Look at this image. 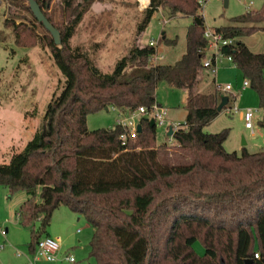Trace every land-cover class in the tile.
Here are the masks:
<instances>
[{"label":"trees","instance_id":"obj_1","mask_svg":"<svg viewBox=\"0 0 264 264\" xmlns=\"http://www.w3.org/2000/svg\"><path fill=\"white\" fill-rule=\"evenodd\" d=\"M36 1L60 31V45L50 33L46 45L64 83L52 94L32 138L0 163V185L9 196L26 192L18 220L29 230V249L34 252L48 235L53 211L64 205L92 226L89 257L95 264H244L248 258L264 264V148L227 151L229 128L203 130L221 112L222 94L217 86L212 92L199 90L206 42L199 0H150L135 42L111 72H103L88 51L70 43L94 0H59L60 18L48 10L52 0ZM8 2L3 24L12 28L17 45H35L33 39L24 40L27 29L17 22L24 12L38 21L28 0ZM159 8L171 17H192L186 50L172 64H154V47L136 42ZM230 21L215 28L234 38L264 30V0ZM223 51L264 107V51L254 52L241 40ZM161 81L186 90L185 120L173 132L174 143L156 144V126L148 115L126 144L118 125L87 127L88 114L107 107L123 113L151 108ZM197 241L203 254L194 248Z\"/></svg>","mask_w":264,"mask_h":264},{"label":"rangeland","instance_id":"obj_2","mask_svg":"<svg viewBox=\"0 0 264 264\" xmlns=\"http://www.w3.org/2000/svg\"><path fill=\"white\" fill-rule=\"evenodd\" d=\"M199 13L203 17L204 27H218L230 23V18L247 11L250 0H203ZM250 9L261 6L262 0H252ZM150 0H94L91 8L84 14L71 38L72 46L88 51L94 63L103 71L111 72L116 61L126 55L137 37V26L143 18V12ZM146 6V7H144ZM48 10L55 18H60L59 0H52ZM192 18V17H191ZM190 16L177 14L169 16L166 8H159L152 16L138 44H147L150 40L159 41L158 51L164 55L161 62L175 63L186 50V29L192 22ZM5 13L0 11V163H7L13 152L21 151L32 138L40 125L45 107L54 92L61 90L64 77L56 66L50 49L46 45L49 32L33 20L32 14L24 12L18 23L23 22L27 32L24 40H34L33 46H20L15 43L12 28L3 24ZM164 20H167L165 23ZM163 34L175 44L163 40ZM29 36L31 39H29ZM238 40V39H237ZM243 42L254 52L264 51V30L242 36ZM264 75V71H263ZM204 71L199 85L202 92L215 90L216 85L222 96H229L227 106L240 109L251 107L257 111L253 117L252 130L245 127L238 112L223 108L221 112L203 130L215 133L224 128L230 132L224 142L227 151L240 152L245 147L250 152L264 148V107L250 85L240 93L244 77L233 62L223 59L217 66L215 81ZM226 84L232 86L230 92L224 91ZM185 91L173 88L166 82H159L156 89V101L167 110L169 123L181 124L185 120ZM118 111L108 107L87 116L89 129L110 128L115 125ZM171 125V124H169ZM167 135L166 127L156 126V144L174 143ZM27 198L26 192L17 191L9 196L8 188L0 185V227L7 235L0 234V264H26L29 259L36 260L29 249V230L18 222V209ZM61 237L59 259L43 261V264H95L89 257V240L93 228L86 218L73 212L67 206L53 211L51 223L47 229ZM194 248L203 254L204 248L199 241ZM21 252L22 255H17ZM66 254L73 255L76 262L64 260Z\"/></svg>","mask_w":264,"mask_h":264},{"label":"built area","instance_id":"obj_3","mask_svg":"<svg viewBox=\"0 0 264 264\" xmlns=\"http://www.w3.org/2000/svg\"><path fill=\"white\" fill-rule=\"evenodd\" d=\"M200 5L204 3L203 0H199ZM148 4V3H147ZM253 4V1L250 0L247 5V9L249 10ZM8 0H0V11H3L5 14L9 8ZM146 7V6H144ZM167 20H164L165 23ZM203 36L206 40L205 46L202 49L203 57H202V65L204 71L206 70L212 76L216 75L217 66L223 60L226 59L229 62H233L231 56L226 55L223 51L224 47L231 46L235 44L237 38L234 37H226L223 32L218 31L216 28L213 27H204ZM148 44L154 47V52L150 56L151 61L156 64L163 60L164 55L158 51L159 41L150 40ZM250 85L248 79H244L241 85V89H244ZM217 86V85H216ZM219 88V86H217ZM220 89V88H219ZM224 91L230 92L232 90V86L230 84H226L223 88ZM117 110L115 107H111ZM227 110H231L234 112H238L244 120L245 127L252 130L253 127V117L255 112L257 111L256 108L246 107L243 109L238 108L235 106H227L224 107ZM118 111V110H117ZM144 115H148L155 121V126H164L166 130L171 126L173 130L180 126V124H172L169 123L167 118V110L162 105L158 104L157 102L153 104L151 108H146L144 106L139 107L136 111L131 113H123L118 111V116L115 122V125L120 126L123 131L120 133V139L123 144H126L130 139H133L137 136L138 133V125L140 124V118ZM171 124V125H169ZM253 131V130H252ZM0 234L2 236L6 235V229L0 227ZM2 245H0V248ZM60 241L59 239L45 235L41 237L37 244L35 251L33 252L35 259H43L45 261H56L59 259V250H60ZM17 255L21 256V252H17ZM255 257H259V253H255ZM64 260H67L70 263H75L76 260L73 255L66 254L63 257ZM26 264H36L34 260H30Z\"/></svg>","mask_w":264,"mask_h":264},{"label":"water","instance_id":"obj_4","mask_svg":"<svg viewBox=\"0 0 264 264\" xmlns=\"http://www.w3.org/2000/svg\"><path fill=\"white\" fill-rule=\"evenodd\" d=\"M28 5L30 10L32 11L34 17L42 23V25L45 27V29L51 34L55 44L60 45L61 43V36L60 31L49 21V19L44 14L40 4L36 0H28ZM195 20L200 23V19L197 17ZM229 102L228 96H222L221 101L219 102L217 108L218 110H222L224 106H226ZM108 108V107H107ZM106 108V109H107ZM150 124L152 126L155 125V121L153 118L150 119ZM141 130V124L138 125V131ZM173 128L170 126L167 130V135L172 136L173 135ZM264 260V258H263ZM253 259L248 258L245 260L244 264H252Z\"/></svg>","mask_w":264,"mask_h":264},{"label":"crops","instance_id":"obj_5","mask_svg":"<svg viewBox=\"0 0 264 264\" xmlns=\"http://www.w3.org/2000/svg\"><path fill=\"white\" fill-rule=\"evenodd\" d=\"M148 5V4H147ZM248 10V9H247ZM191 18V17H190ZM191 20H192V18H191ZM163 36H165L164 34H163ZM238 40H241V41H243L242 40V37H239V38H237ZM245 43V42H244ZM246 44V43H245ZM247 45V44H246ZM248 47H249V45H247ZM215 78H216V75L215 76H213V78H212V81H215ZM212 88V87H211ZM211 88L209 89L210 91H207V92H212V90H211ZM247 88V87H246ZM246 88H244V89H241L240 88V93H241V91H243V90H245ZM184 91H185V94H186V90L185 89H183ZM186 96V95H185ZM17 215H18V212H17ZM18 222H19V220H18ZM6 235H7V231H6ZM48 235H50V236H53V237H55V238H57V239H59V241L61 242V237L59 236V235H56L55 233H53V231H50V233H48ZM32 254H33V252H32ZM40 258H38L37 260H36V264H43V261L42 260H39Z\"/></svg>","mask_w":264,"mask_h":264}]
</instances>
